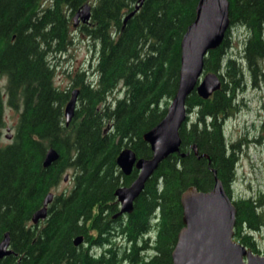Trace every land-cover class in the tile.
<instances>
[{"label": "trees", "instance_id": "16d2710c", "mask_svg": "<svg viewBox=\"0 0 264 264\" xmlns=\"http://www.w3.org/2000/svg\"><path fill=\"white\" fill-rule=\"evenodd\" d=\"M85 2L90 18L78 30L98 43L96 76L88 80L83 71L74 72L70 85L78 88L77 103L65 126L62 109L69 90L53 85L47 56L69 46V17ZM137 2L0 0V76L5 78L0 128L3 98L9 107H20L12 141L0 146V240L7 233L12 250L0 264H171L182 226L181 191L189 185L209 190L214 170L229 196L236 158L227 151L232 145L224 143L221 128L243 72L225 57L228 33L237 26L246 31L242 58L254 79L264 57V0H227L228 29L203 59V70L215 72L220 87L205 99L190 92L185 112L194 119L186 117L178 129L179 153L159 162L132 210L119 216L113 191L128 185L136 171L122 175L116 155L129 147L136 157L150 156L142 135L161 120L176 90L180 40L197 0H142L133 11ZM118 88L120 97L108 99ZM49 147L58 156L43 167ZM65 174L70 188L54 194L46 217L31 224V214ZM259 202L232 200L233 238L254 253L248 232L264 224ZM78 235L82 242L75 246Z\"/></svg>", "mask_w": 264, "mask_h": 264}, {"label": "water", "instance_id": "95a60500", "mask_svg": "<svg viewBox=\"0 0 264 264\" xmlns=\"http://www.w3.org/2000/svg\"><path fill=\"white\" fill-rule=\"evenodd\" d=\"M141 2L138 0L133 11L137 10ZM89 16L90 7L84 3L73 13L72 24L76 25L77 21L87 22ZM128 16H124L123 20ZM228 26L227 0H197L194 18L180 40L176 90L161 120L142 135L151 151L150 156L136 157L129 147L122 148L116 155L115 164L120 173L128 175L134 169L136 175L128 185L118 186L113 191L118 203L115 215L129 213L133 200L159 162L172 153H179L178 129L186 118L185 100L190 92L194 90L198 97L205 99L219 89L217 74L203 70V59L209 50L221 43ZM77 94L78 88L71 89L63 106L64 125H68L73 118ZM5 137L9 138L10 134L6 133ZM57 156V152L49 147L42 160L43 167L48 166ZM65 179L66 175L63 177ZM52 196L50 191L45 195L41 207L30 216L31 224L36 225L46 217V208ZM179 202L182 226L170 252L171 264H264L263 255L254 253L250 247L233 239L235 208L222 182L215 177L214 170L213 184L209 190L202 191L189 185L181 191ZM81 242L79 235L73 239L75 246ZM8 246V234L4 233L0 240V258L12 253Z\"/></svg>", "mask_w": 264, "mask_h": 264}, {"label": "rangeland", "instance_id": "374dc122", "mask_svg": "<svg viewBox=\"0 0 264 264\" xmlns=\"http://www.w3.org/2000/svg\"><path fill=\"white\" fill-rule=\"evenodd\" d=\"M69 22L71 23V17ZM68 34L70 44L66 50L47 56L53 69V85L61 90H71L76 87L70 85L76 71H83L84 77L88 80H93L96 76L94 65L98 43L89 40L85 34H80V31L71 24ZM228 34L229 46L226 48L225 57L234 59L235 65L242 66L243 74L239 79V88L234 90L233 107L224 118L221 128L224 143L232 145L227 151H232L236 158L233 178L227 189L231 200L239 197L259 199L258 209L264 218V126H262L264 122V57L259 61L260 74L252 79L242 58L246 31L237 26L229 28ZM219 74L224 77L222 72ZM4 83L5 78L0 76L1 91H3ZM121 93L122 90L118 88L108 96V99L120 97ZM2 106L3 124L0 128V146H5L12 141L20 107L17 109L9 107L5 97ZM187 119L188 122L193 121L194 114L189 113ZM6 133H10V138L5 137ZM70 186L71 182L66 176V179L61 180L51 192L53 194L66 192ZM248 233L254 239L257 254L264 256V224L256 232Z\"/></svg>", "mask_w": 264, "mask_h": 264}, {"label": "flooded vegetation", "instance_id": "af4514ba", "mask_svg": "<svg viewBox=\"0 0 264 264\" xmlns=\"http://www.w3.org/2000/svg\"><path fill=\"white\" fill-rule=\"evenodd\" d=\"M80 25H81V23L78 21L77 22V24H76V26L74 27V28H77V29H79L80 28ZM73 27V26H72ZM131 173V172H130ZM129 175V174H128ZM119 186H121V185H119ZM117 207H118V205H117ZM121 215H123V214H121ZM120 216V215H119ZM115 216H112L111 217V219H113Z\"/></svg>", "mask_w": 264, "mask_h": 264}]
</instances>
